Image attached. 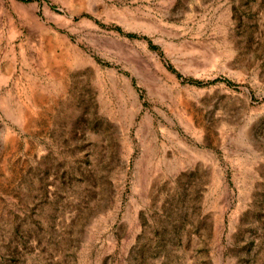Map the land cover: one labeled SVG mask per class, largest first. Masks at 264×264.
I'll use <instances>...</instances> for the list:
<instances>
[{
	"label": "rangeland",
	"instance_id": "374dc122",
	"mask_svg": "<svg viewBox=\"0 0 264 264\" xmlns=\"http://www.w3.org/2000/svg\"><path fill=\"white\" fill-rule=\"evenodd\" d=\"M0 264H264V0H0Z\"/></svg>",
	"mask_w": 264,
	"mask_h": 264
},
{
	"label": "trees",
	"instance_id": "16d2710c",
	"mask_svg": "<svg viewBox=\"0 0 264 264\" xmlns=\"http://www.w3.org/2000/svg\"><path fill=\"white\" fill-rule=\"evenodd\" d=\"M192 83H196V82H192Z\"/></svg>",
	"mask_w": 264,
	"mask_h": 264
}]
</instances>
